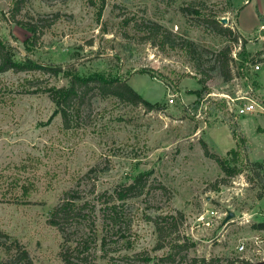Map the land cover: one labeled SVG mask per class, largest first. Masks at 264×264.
<instances>
[{
  "label": "rangeland",
  "instance_id": "obj_1",
  "mask_svg": "<svg viewBox=\"0 0 264 264\" xmlns=\"http://www.w3.org/2000/svg\"><path fill=\"white\" fill-rule=\"evenodd\" d=\"M185 2L225 18L219 23L233 33L239 24L245 52L260 64L256 72L248 68L249 93L264 99V41L257 36L264 0H0V42L15 61L29 58L35 66L0 71V231L22 244L34 264H63L60 235L47 223L63 192L77 189L91 200L144 171L151 175L142 193L117 203L129 228L111 234L104 250L98 213L96 264H126L124 257L134 256L142 264L144 254L162 256L171 238H187L194 244L189 256L213 264H264V230L254 227L264 222V173L252 165L264 161V114L234 120L218 105L216 95L245 92L248 85L239 77L236 86L224 83L208 63L197 70L181 47L186 39L210 51L231 43L184 17L179 5ZM231 46L234 51L238 43ZM94 72L127 77L143 99L163 109L146 111L88 91L64 127L45 91L67 86L73 74ZM204 74L210 79L196 106L193 92ZM169 93L177 94L172 104ZM232 123L246 142L238 161L243 171L227 179L202 144L224 157L236 146ZM167 214L174 215L177 233L156 250L150 220ZM119 234L125 238L112 244ZM6 256L0 247V261Z\"/></svg>",
  "mask_w": 264,
  "mask_h": 264
},
{
  "label": "trees",
  "instance_id": "obj_2",
  "mask_svg": "<svg viewBox=\"0 0 264 264\" xmlns=\"http://www.w3.org/2000/svg\"><path fill=\"white\" fill-rule=\"evenodd\" d=\"M179 11L184 17H192L196 19L198 25L206 27L209 31H213L216 35L228 38L229 45H226L219 50L210 51L186 39L181 47L191 55L195 67L200 72V68L204 63L209 64L210 71L222 79L224 83H229L233 78V68L235 69L236 77L242 79L247 76V71L250 63H254L253 58L245 52L244 46L246 39L239 32L233 33L230 28L223 27L219 23V17L216 14H205L202 7L197 6L193 2H185L179 5ZM240 11V9H239ZM257 16H260L257 14ZM155 29L160 26L153 23ZM26 29L34 36V27H26ZM156 31V30H155ZM162 37H165L164 34ZM241 38V50L237 53L238 67H236V60L232 59V46ZM175 47V46H174ZM202 55H206V60H202ZM29 58L21 62L14 60L8 48L0 42V71H22L33 69ZM54 75L61 72L59 68H49ZM139 73H145L151 78H156L154 73L148 70H141ZM210 76L204 74L203 78L198 80L200 89L193 93L197 97L196 106L204 92H206V82ZM254 83V82H253ZM88 91H95L102 97H114L120 101L130 103L135 106H142L146 111H154L163 109L158 102H149L142 98L127 82V77L111 76L110 74H103L101 72H94L91 75L82 76L80 74H73L69 76L68 85L65 87H51L45 92L48 94L55 110L54 114L59 115L62 119L63 126L67 127L72 115H75V110L80 108L87 96ZM218 105L224 109V103L220 101ZM231 136L235 142V147L228 150L224 157H219L215 154H210L205 144H202L204 153L207 157L213 159L219 166L221 172L228 179L235 177L243 171L242 166H238V161L242 162L243 158L239 160L242 152L245 151V138L237 132L236 124H231ZM259 171L264 173V161L254 162ZM151 175V171H144L137 175L131 176L129 183L118 185L108 193L106 191L97 194L91 200L80 198L77 189H69L63 192L58 203L50 209L47 214V223L60 235L61 244L59 247V257L63 264H96V249L97 237L95 223L97 221L98 213L101 212V219L105 229V234L100 239L99 248L104 250L106 240L111 234H116L121 231L124 225L127 229L130 226L129 218L124 212L119 211L117 203L122 204L134 196L140 195L145 188V182ZM93 193V190L90 192ZM95 193V192H94ZM101 203V204H100ZM97 205H101L97 209ZM181 217V214H178ZM155 231L157 233L156 250L162 249L166 238L173 233H177V226H175L176 219L174 215L157 216L152 218ZM256 229L264 230V222L254 226ZM176 235V234H175ZM0 247L7 255L0 264H34L29 253L16 239H11L10 236L0 231ZM125 238V234H119L116 240H111L115 244L119 239ZM170 239L167 243V251L160 257L151 258L144 254L140 261L142 264H165L178 263L183 264H213V260H207L204 257H190L189 249L194 246L193 242H189L187 238L179 240ZM182 253V254H181ZM137 256L124 257L126 264H135Z\"/></svg>",
  "mask_w": 264,
  "mask_h": 264
},
{
  "label": "built area",
  "instance_id": "obj_3",
  "mask_svg": "<svg viewBox=\"0 0 264 264\" xmlns=\"http://www.w3.org/2000/svg\"><path fill=\"white\" fill-rule=\"evenodd\" d=\"M258 37L261 41H264V22L259 24L258 27ZM238 48L235 47L234 51H231V57L234 60H237V53L238 49H240V43L241 40L238 38ZM249 68L256 72L260 68V64L258 61H254V63H250ZM238 77L233 73V78L230 82L235 83L236 86V80ZM243 82H246L248 85V91L243 92L242 89H236L234 94L231 96L227 93H222L219 95H216L215 97H218L221 99V101L224 103V110L231 116L234 120L242 117H246L247 115H255V114H264V99L260 98H254L249 91L251 90V82L249 81L247 76L242 77ZM246 85V86H247ZM175 97H177L176 93H169L168 94V102L170 104L173 103ZM244 250V246L241 244L239 246V251Z\"/></svg>",
  "mask_w": 264,
  "mask_h": 264
},
{
  "label": "crops",
  "instance_id": "obj_4",
  "mask_svg": "<svg viewBox=\"0 0 264 264\" xmlns=\"http://www.w3.org/2000/svg\"><path fill=\"white\" fill-rule=\"evenodd\" d=\"M249 3V2H248ZM248 3H245V5H247ZM257 14H259V15H264V13L263 12H257ZM258 19V18H257ZM238 29H239V32L242 34V32H241V30H240V26H239V24H238ZM242 36H243V34H242ZM244 37V36H243Z\"/></svg>",
  "mask_w": 264,
  "mask_h": 264
},
{
  "label": "water",
  "instance_id": "obj_5",
  "mask_svg": "<svg viewBox=\"0 0 264 264\" xmlns=\"http://www.w3.org/2000/svg\"><path fill=\"white\" fill-rule=\"evenodd\" d=\"M219 22L224 24V23H226V19H225V18H221V19L219 20Z\"/></svg>",
  "mask_w": 264,
  "mask_h": 264
}]
</instances>
